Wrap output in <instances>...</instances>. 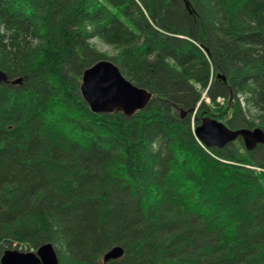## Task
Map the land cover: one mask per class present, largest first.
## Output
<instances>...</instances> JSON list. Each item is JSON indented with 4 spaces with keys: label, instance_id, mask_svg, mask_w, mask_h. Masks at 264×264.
<instances>
[{
    "label": "trees",
    "instance_id": "obj_1",
    "mask_svg": "<svg viewBox=\"0 0 264 264\" xmlns=\"http://www.w3.org/2000/svg\"><path fill=\"white\" fill-rule=\"evenodd\" d=\"M100 59L145 109L90 110ZM0 69V259L48 242L58 264H264V145L191 126L264 131V0H0Z\"/></svg>",
    "mask_w": 264,
    "mask_h": 264
},
{
    "label": "water",
    "instance_id": "obj_2",
    "mask_svg": "<svg viewBox=\"0 0 264 264\" xmlns=\"http://www.w3.org/2000/svg\"><path fill=\"white\" fill-rule=\"evenodd\" d=\"M7 76L0 69V83L7 82ZM20 79L12 80V83ZM80 94L94 113L121 112L131 116L146 108L152 92L130 82L116 64L100 59L85 68L81 75ZM185 111L181 112L183 116ZM195 136L205 145L223 147L235 139H242L245 148L252 150L257 144L264 145V131L259 127L233 129L212 117L202 118L194 129ZM123 254V248L115 245L106 251L103 260L116 259ZM1 264H58L55 249L51 243L40 245L36 251L5 249Z\"/></svg>",
    "mask_w": 264,
    "mask_h": 264
},
{
    "label": "rangeland",
    "instance_id": "obj_3",
    "mask_svg": "<svg viewBox=\"0 0 264 264\" xmlns=\"http://www.w3.org/2000/svg\"><path fill=\"white\" fill-rule=\"evenodd\" d=\"M93 40V42H95V44L97 45V47L101 50V51H103V52H107L108 54L110 53H113V51H112V49L108 46V45H105V44H103V43H101L99 40H97V39H92ZM205 100H206V103H208V104H211V106H213V104L209 101V99H208V97H207V95H205ZM224 103V101H222V103H220V104H218V107H221V105ZM243 106L244 107H246L244 104H243ZM222 121V120H221ZM262 159H264V153H260V154H258L257 156H255V160L256 161H261ZM11 248L12 249H17L18 248V250H21V251H27L26 249L28 248L27 246H26V244H22V243H20V244H17V242H12V244H11ZM18 246V247H17ZM27 247V248H26ZM30 250H32V249H30ZM34 251V250H33Z\"/></svg>",
    "mask_w": 264,
    "mask_h": 264
}]
</instances>
